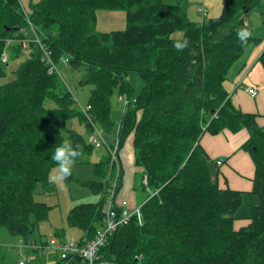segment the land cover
<instances>
[{"label": "trees", "instance_id": "obj_1", "mask_svg": "<svg viewBox=\"0 0 264 264\" xmlns=\"http://www.w3.org/2000/svg\"><path fill=\"white\" fill-rule=\"evenodd\" d=\"M168 2L29 0L26 10L21 0H0V79L6 75L3 53L18 58L28 50L14 79L0 85V228L28 243L50 210L35 202L34 191L38 184L51 189L53 148L64 140L78 144L74 164L95 148L67 123L78 118L90 135L94 128L110 133V98L116 92L129 101L116 146L107 147L109 157L93 164L101 179L110 164L114 179L108 174L105 182L79 181L71 174L66 180L99 197L66 215V225L81 232L78 245L93 241L103 227L114 182L117 199L122 187L119 153L127 144L135 168L146 176L141 190L147 197L139 207L140 219L134 216L108 238L99 262L264 264V126L260 115L236 108L225 88L230 69L254 40L245 16L256 0H224L220 14L201 23L189 20L179 0ZM97 11L125 12V29L97 32ZM241 29L251 33L245 45L238 39ZM177 31L182 32L179 40L189 41L182 51L174 47ZM63 59L74 70L84 68L79 84L93 87L86 113L74 107L59 74L51 72ZM257 63L264 71V51ZM133 76L142 82L136 96L129 81ZM46 101L54 108H46ZM242 130L248 139L241 150L253 166L249 194L259 200L245 219L236 216L243 193L219 188L210 169L213 162L200 145L206 133ZM55 264L85 262L69 254Z\"/></svg>", "mask_w": 264, "mask_h": 264}, {"label": "rangeland", "instance_id": "obj_2", "mask_svg": "<svg viewBox=\"0 0 264 264\" xmlns=\"http://www.w3.org/2000/svg\"><path fill=\"white\" fill-rule=\"evenodd\" d=\"M37 1L38 0H33V2ZM165 1L168 2V0ZM179 1L181 7L185 9L189 20L198 23L200 16L197 14L196 10L199 8V5L202 4L203 0ZM223 1L224 0H204V6L207 10H210L211 14L208 18H214L213 16H215L216 13L217 16L220 14ZM21 2L23 3V7L28 10L29 0H21ZM255 3L256 4L252 7L251 11L245 16V24L251 29L254 40L248 44L242 57L235 62L230 69L228 79L225 82V88L227 85L229 91H232V88L234 89L235 86L238 85L237 83H242V86L245 87L252 85L259 92L261 90L264 91V71L260 64L257 63L258 57L264 51V0H256ZM95 16V30L99 33L123 31L125 29V12L123 11H97ZM181 37L182 32L180 31L172 34V38L174 39L179 40ZM7 53L8 60L7 65L5 66L6 75L4 78L0 79V85L12 81L14 79L13 72L19 64L28 57L27 49L23 50L22 54L18 58H11L8 50ZM56 68L64 86L75 99L74 107L78 110H83L87 105L90 92L93 88L90 85L81 86L79 84V82L84 78L85 69L81 68L74 70L70 66H66L62 63H60ZM129 81L131 87L133 88L134 96H136L142 87V82L137 76H133ZM54 106V103L51 101L45 102L46 108H54ZM110 107V118L114 126L110 133H104V140L107 145H113L115 143L119 122L124 110L123 100L116 92L110 98ZM67 128L79 133L88 140L90 133L87 131L84 124L80 123L78 118L69 120ZM222 135L223 134H220V136ZM205 137H210V134L206 133ZM124 147L126 150L127 144ZM126 154L130 155L129 152ZM105 157H109L106 145H103L100 148H94V151L89 158H83L82 162L74 164L72 170L73 177L79 181L105 182L108 174H112L114 179L115 172L114 170H111L110 164L104 169V179L97 177L94 173L93 164L99 163ZM223 167L228 168V165L224 163ZM54 168L51 169L48 175L51 189L49 190L38 184L34 191L35 202L45 204L50 207V210L47 219L36 225L34 232L28 239V245L34 240L37 242L41 240L44 243H48L51 239H63L64 236H67V240L72 238L78 241L81 237V232L77 229L69 228L66 225V215L70 209L76 205L94 203L98 201L99 197L97 194L93 193L76 181L53 182L50 179V176L54 174ZM135 176L136 181H134V184L132 183L134 186L132 191L134 195L140 199L139 202L142 203L147 195L141 190L138 174L134 175V177ZM123 186L126 187L127 182L124 181ZM3 231L6 230L3 229ZM12 244H16V239L13 240ZM18 245L19 244L9 248H1L0 253L2 255L0 254V264H19V262H22V264H55L60 260V253L58 251L45 250L34 253L30 249L20 250ZM32 256L35 258L33 263L28 260Z\"/></svg>", "mask_w": 264, "mask_h": 264}, {"label": "crops", "instance_id": "obj_3", "mask_svg": "<svg viewBox=\"0 0 264 264\" xmlns=\"http://www.w3.org/2000/svg\"><path fill=\"white\" fill-rule=\"evenodd\" d=\"M200 5H205L204 0ZM205 11L204 19H207L211 14L209 9L207 10L205 8ZM196 12L199 15L197 10ZM215 16H217V13ZM202 19L203 18L200 16L198 22L201 23ZM237 84L238 85L235 86L234 89L232 88V91H229L228 86L226 85V90L229 93V97L231 96L233 105L243 113L260 115V124L264 126V91H257V95L252 97L246 93L245 89L254 88V86L249 85L245 87L242 86V83ZM220 134L223 135L220 136ZM220 134L215 136L210 135V137H205L204 134L200 140V145L203 148L207 159L213 162V165H210V169L213 176L217 179L219 188L231 189L243 193L242 205L239 208L236 216L240 219H245L249 217L251 208L258 205L259 203V200L256 196L249 194V192L252 190L251 177L253 175V166L249 156L241 150L242 145L248 139V133L242 130L236 134H233L229 131H224ZM116 142L117 138L113 145H106L108 148H113L116 146ZM127 152H129L130 155L126 154ZM119 158L122 165V187L118 193L117 200H126L130 208H138L144 203L145 200L142 203L139 202L140 199L135 196L132 191L134 188L132 183L134 184V181H136V176L134 177V175L138 174V180H140L141 185L143 175L140 174V172L134 166L133 153L129 145H127L126 150L124 149L120 151ZM217 159H223V164H227L228 168L223 167V164L219 167H216L215 162ZM124 181L127 182L126 187L123 186ZM4 232L6 231H3V228H0V252L1 248L13 247L16 244H19L18 248L23 250L30 249L29 246L31 243H42L41 240L39 242L34 240L28 245V243L23 242L19 238ZM14 239H16V244H12ZM66 239H68L67 236H64L62 240ZM30 250L34 252L32 249ZM28 260L29 262L33 263L35 258L32 256ZM20 263L21 262H19V264Z\"/></svg>", "mask_w": 264, "mask_h": 264}, {"label": "bare ground", "instance_id": "obj_4", "mask_svg": "<svg viewBox=\"0 0 264 264\" xmlns=\"http://www.w3.org/2000/svg\"><path fill=\"white\" fill-rule=\"evenodd\" d=\"M199 8L202 9L201 12H199L198 10V13L200 14V16L204 19L205 17V8L203 5H200ZM202 19V20H203ZM36 42L39 43L38 39H36ZM26 43V42H25ZM7 53L4 52L3 55H2V61L3 62H6L7 61ZM50 62V60H49ZM51 63V62H50ZM62 64L64 65H68V59H63ZM55 72L57 71V68L52 65V68H51V72ZM253 90L256 95H257V90L254 89V88H246L245 91L247 93V90ZM250 95V94H249ZM255 95V96H256ZM251 96V95H250ZM254 97V96H252ZM121 99L123 100V105H124V108H126L128 105H129V101L125 98V97H121ZM88 110V107H85L82 112L83 113H86V111ZM91 139H97L100 141V145L99 146H96ZM88 142L93 145L95 148H100L102 147L103 145H106V142L104 140V135L102 133V131L98 128H94V132L88 137ZM113 157V160H114V153L112 155ZM220 160V162L218 163V161ZM224 160L223 159H217L216 160V165L217 166H221L223 164ZM141 182L143 183V185H146L147 183V179H146V176H143L142 177V180ZM115 188H116V183L114 182L112 187L109 189L108 191V204H107V207H106V210H105V220H104V225L101 229H99L97 231L98 232H101L103 231V229L105 228L106 226V217H107V213L110 214L113 219L115 220H119V221H123V222H127L126 224H128V222L134 217V216H137L138 219H140L141 217V214H140V208H130L129 205H128V202L126 200H117L116 198L113 199L114 197V191H115ZM124 224V225H126ZM124 225H121L116 231H114L112 234H110L108 236V238L113 235L114 233H116L120 228H122ZM97 235V234H96ZM107 238V240H108ZM96 241V237L93 241L87 243L85 246L83 247H80L78 245V241H76L75 239H70V240H62V239H58V240H55V239H51L48 243H31V245L29 246L30 249H32L34 252H37V251H45V250H55V251H58L60 253V259H65L69 254H77L79 255L80 257L83 258L85 264H108L106 262H99V251L100 249L107 243L105 244H102L101 246H99V249L96 253V255L93 257V258H90L88 255H85V251L89 248V246H91L93 243H95ZM64 245H76V247L81 250L83 249L80 253L82 254H79L77 252H68L64 255V257H61V252L60 250H62L63 246ZM26 258V257H24ZM22 264V262L20 263Z\"/></svg>", "mask_w": 264, "mask_h": 264}, {"label": "clouds", "instance_id": "obj_5", "mask_svg": "<svg viewBox=\"0 0 264 264\" xmlns=\"http://www.w3.org/2000/svg\"><path fill=\"white\" fill-rule=\"evenodd\" d=\"M251 36L250 31L247 29H241L238 32V39L241 45H245ZM189 41L187 39L178 40L175 42L174 47L178 51L184 50L188 47ZM79 145L75 142H69L64 140L58 143L50 155L51 160L55 164L54 174L50 176V179L53 182H63L68 179L72 174L73 166L76 161V158L79 155Z\"/></svg>", "mask_w": 264, "mask_h": 264}, {"label": "built area", "instance_id": "obj_6", "mask_svg": "<svg viewBox=\"0 0 264 264\" xmlns=\"http://www.w3.org/2000/svg\"><path fill=\"white\" fill-rule=\"evenodd\" d=\"M197 10L199 12L202 11L201 8H198ZM247 93L250 94L251 96L256 95V93L250 89L247 90ZM91 140L96 146L100 145L99 140H97V139H91ZM219 162H220V160L218 161V163ZM126 223L127 222H123V221L113 219V217L107 213L105 228L103 229V231L97 233L95 243H93L91 246H89V248L85 251V255H88L90 258H93L96 255V253L99 249V246L106 243L108 236L110 234H112L114 231H116L121 225H124ZM83 249L79 250L76 247V245H64L62 250H60L61 257H64V255L68 252H77V253L81 254L80 252Z\"/></svg>", "mask_w": 264, "mask_h": 264}]
</instances>
